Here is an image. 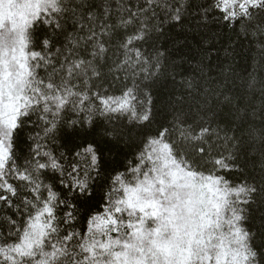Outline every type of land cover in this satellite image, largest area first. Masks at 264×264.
I'll list each match as a JSON object with an SVG mask.
<instances>
[{"label": "snow or ice", "instance_id": "snow-or-ice-1", "mask_svg": "<svg viewBox=\"0 0 264 264\" xmlns=\"http://www.w3.org/2000/svg\"><path fill=\"white\" fill-rule=\"evenodd\" d=\"M211 25L264 68V0H0V264H264V78Z\"/></svg>", "mask_w": 264, "mask_h": 264}, {"label": "trees", "instance_id": "trees-1", "mask_svg": "<svg viewBox=\"0 0 264 264\" xmlns=\"http://www.w3.org/2000/svg\"><path fill=\"white\" fill-rule=\"evenodd\" d=\"M201 31V29L196 28V21L187 24L184 32L180 31L179 26L175 29L166 28L165 36L159 41L161 51L167 48L168 51L172 53L173 59H176L177 61H179L180 55H185L190 60V63L195 65L200 58L198 41L201 38ZM211 31L213 33H220V36L212 41L213 46L209 49L212 66L214 68L213 74L219 71V69L215 68L216 63L222 61L224 65H230L231 70L237 74L244 72L245 68H247L248 72L255 71L258 78H264V68L259 67L260 53L255 46L249 50L247 43L240 47H236L234 43L230 44L229 37L232 34L229 29L223 28L222 25H211ZM232 40L235 41L234 36L232 37ZM176 41L184 42L183 46L177 44ZM233 48H236L235 52L232 51ZM226 56L227 59H225ZM205 63H207V60ZM185 69H189L188 64H185L183 68L178 69L177 71L180 72ZM181 79L182 77L180 75L176 76L177 81H180ZM171 87L172 84L171 81H169L167 87L161 89V92L166 93ZM101 148L104 149L106 154L109 149L112 150L113 155L119 151L118 148L107 142H101Z\"/></svg>", "mask_w": 264, "mask_h": 264}]
</instances>
